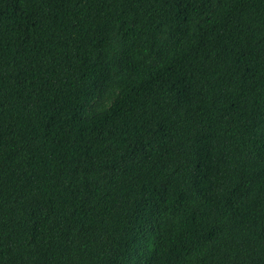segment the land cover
<instances>
[{
  "label": "trees",
  "instance_id": "obj_1",
  "mask_svg": "<svg viewBox=\"0 0 264 264\" xmlns=\"http://www.w3.org/2000/svg\"><path fill=\"white\" fill-rule=\"evenodd\" d=\"M0 264H264V0H0Z\"/></svg>",
  "mask_w": 264,
  "mask_h": 264
}]
</instances>
